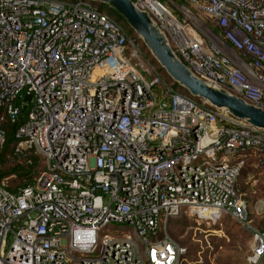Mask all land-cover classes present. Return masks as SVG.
Returning <instances> with one entry per match:
<instances>
[{
  "label": "built area",
  "instance_id": "2783aa9c",
  "mask_svg": "<svg viewBox=\"0 0 264 264\" xmlns=\"http://www.w3.org/2000/svg\"><path fill=\"white\" fill-rule=\"evenodd\" d=\"M132 1L198 77L264 109V0ZM187 5L209 34L178 15ZM139 54L95 1L0 0V145L8 118L16 151L45 166L20 195L0 186V264H182L168 222L223 214L264 264L238 188L248 161L264 166V129L144 72Z\"/></svg>",
  "mask_w": 264,
  "mask_h": 264
},
{
  "label": "rangeland",
  "instance_id": "374dc122",
  "mask_svg": "<svg viewBox=\"0 0 264 264\" xmlns=\"http://www.w3.org/2000/svg\"><path fill=\"white\" fill-rule=\"evenodd\" d=\"M187 8L190 13L185 15L177 10L178 15L187 19L193 27L198 25L205 34H209L208 30L201 26L200 21L199 23L196 21V19L203 20L204 16H201L190 5H187ZM113 17L116 18L115 15ZM120 23L128 26L125 21H120ZM133 38L142 52L135 60L145 72L148 63L154 64V57L137 34L133 35ZM130 49L132 50V47ZM251 165L238 185L241 191H246V194L251 197V211L255 221H261L264 211V166L256 161H252ZM186 217L190 220L188 225L181 223V219ZM167 231L187 250L182 258V264H249L248 256L252 251V236L242 224H238L227 214H223L217 224L206 220L197 221L191 216L182 215L168 222Z\"/></svg>",
  "mask_w": 264,
  "mask_h": 264
},
{
  "label": "water",
  "instance_id": "95a60500",
  "mask_svg": "<svg viewBox=\"0 0 264 264\" xmlns=\"http://www.w3.org/2000/svg\"><path fill=\"white\" fill-rule=\"evenodd\" d=\"M106 4L116 11L144 42L154 59L172 80L186 89L193 97L207 100L212 106L233 117L244 119L264 129V109L251 104L227 89L213 85L198 77L175 53L165 33L152 16L140 9L132 0H92ZM31 95L26 96L30 102ZM27 184L21 187V190ZM17 195H20V191Z\"/></svg>",
  "mask_w": 264,
  "mask_h": 264
},
{
  "label": "trees",
  "instance_id": "16d2710c",
  "mask_svg": "<svg viewBox=\"0 0 264 264\" xmlns=\"http://www.w3.org/2000/svg\"><path fill=\"white\" fill-rule=\"evenodd\" d=\"M95 4L99 6V9L106 11L108 10L109 13L115 15L116 18L112 17L120 23V21H125L116 11L109 8L106 4L101 2H96ZM126 23V21H125ZM129 33L133 36H136L134 30L128 26H125ZM154 64L157 66L158 70L163 74L164 78L168 81L173 82V80L165 73V70L159 65V63L153 58ZM174 85L181 90L183 93L190 95L189 92L179 86L177 83L174 82ZM157 91L160 90L159 88L156 89ZM196 100H201L200 98L194 97ZM3 114V109L0 108V117ZM2 127L6 131V141L1 146L0 145V186H4L7 190L12 193H16L23 185L25 184H32L34 183L35 179L41 174L44 170V159L39 154L35 153L33 150H29L27 152L19 153L16 151V143H15V130L17 127L16 123H12L8 118H5L1 121ZM252 161L250 160L247 164L242 168L241 174L239 176L240 179L246 174V170L250 168L252 165ZM239 184V183H238ZM239 186V185H238ZM239 193L241 199L246 204L247 210L250 213L252 218V223L257 228L264 230V211L262 212L261 221H255L253 213L251 211L252 200L246 194V191H241L240 186ZM193 218V217H191ZM195 219V218H193ZM237 222V221H236ZM182 224L188 225L190 220L186 217L181 219ZM240 224L239 222H237ZM246 229V228H245ZM246 231V230H245ZM247 232V231H246Z\"/></svg>",
  "mask_w": 264,
  "mask_h": 264
},
{
  "label": "bare ground",
  "instance_id": "6f19581e",
  "mask_svg": "<svg viewBox=\"0 0 264 264\" xmlns=\"http://www.w3.org/2000/svg\"><path fill=\"white\" fill-rule=\"evenodd\" d=\"M196 21L199 23V20L196 19Z\"/></svg>",
  "mask_w": 264,
  "mask_h": 264
},
{
  "label": "crops",
  "instance_id": "0c3cea01",
  "mask_svg": "<svg viewBox=\"0 0 264 264\" xmlns=\"http://www.w3.org/2000/svg\"><path fill=\"white\" fill-rule=\"evenodd\" d=\"M252 160H254V159H252ZM257 160V159H256ZM256 160H254V161H256Z\"/></svg>",
  "mask_w": 264,
  "mask_h": 264
}]
</instances>
